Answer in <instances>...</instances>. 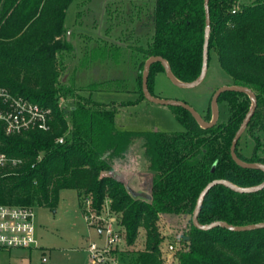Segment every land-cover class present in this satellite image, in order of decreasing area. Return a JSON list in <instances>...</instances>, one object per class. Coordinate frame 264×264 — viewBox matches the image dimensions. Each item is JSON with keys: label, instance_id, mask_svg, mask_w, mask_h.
I'll list each match as a JSON object with an SVG mask.
<instances>
[{"label": "trees", "instance_id": "trees-1", "mask_svg": "<svg viewBox=\"0 0 264 264\" xmlns=\"http://www.w3.org/2000/svg\"><path fill=\"white\" fill-rule=\"evenodd\" d=\"M75 1L88 0H0V87L52 111L49 131L1 136L0 151L22 163L0 170V204L54 209L61 191L76 190L79 198L91 200L97 212L109 202L110 210L121 214L120 226L129 245L136 243L144 228L145 247L135 252L129 264H264V229L202 231L190 220L189 232L181 236L182 245L175 252L176 262L167 263L158 226L161 215L192 217L201 191L214 180L225 179L240 187L264 181L263 171L238 166L230 154L232 140L249 112L250 98L230 91L221 94L219 103L226 105L228 119L210 129L201 128L188 111L176 107L172 109L186 128L183 132L120 127L113 106L78 95L63 82L66 58L74 52L65 19ZM209 6L210 51H215L231 85L250 88L258 100L245 131L254 141L252 153L245 155L240 141L236 153L245 162L264 164V0H210ZM151 19L154 31L146 46L131 48L142 57L136 56L137 102L145 100L142 72L150 57L166 59L183 82L195 81L202 68L204 0H155ZM121 53L119 44L97 45L87 52L82 65L110 59L118 63ZM161 72L158 62L150 68L152 94ZM101 89L104 84L90 86L93 91ZM62 96L74 97V104L61 107ZM137 140L143 141L152 174L150 199L133 196L115 173L116 163ZM215 221L238 226L264 222V189L241 194L215 186L203 202L199 222Z\"/></svg>", "mask_w": 264, "mask_h": 264}, {"label": "rangeland", "instance_id": "rangeland-1", "mask_svg": "<svg viewBox=\"0 0 264 264\" xmlns=\"http://www.w3.org/2000/svg\"><path fill=\"white\" fill-rule=\"evenodd\" d=\"M155 0H88L75 1L65 19L67 39L74 45V52L65 61L62 78L78 95L116 109L117 124L128 130L160 132H183L186 128L178 121L173 109L167 106L138 101L137 63L133 46H146L154 26L151 19ZM115 43L122 46L118 63L113 60L95 61L82 65L87 52L97 45ZM94 84H104L105 89L90 90ZM231 85L230 78L221 69L215 51L209 55L205 80L196 88L182 89L172 84L166 74L159 73L154 81L153 94L160 98L187 102L206 120H211V99L221 87ZM75 102L72 96H62L61 107L68 109ZM219 122H226L228 110L219 103ZM263 137L262 134L256 133ZM254 141L249 133L240 139L241 151L249 156ZM115 173L135 192L150 194L152 174L144 153L143 141H135L127 155L115 165ZM86 199L79 198L76 190H63L58 205L35 206L36 236L39 248L12 249L0 253V264H96L88 252L92 242L99 246L105 243L100 234L104 222L98 220L90 226L84 218ZM98 214L102 215L101 210ZM120 225L121 214H104ZM191 216L161 215L159 230L164 237L163 260L175 263V252L182 245L181 236L189 232ZM96 227V228H95ZM98 228V229H97ZM145 230L141 228L137 241L124 243L109 255L117 264H129L135 252L145 247ZM46 258V261H44Z\"/></svg>", "mask_w": 264, "mask_h": 264}, {"label": "built area", "instance_id": "built-area-1", "mask_svg": "<svg viewBox=\"0 0 264 264\" xmlns=\"http://www.w3.org/2000/svg\"><path fill=\"white\" fill-rule=\"evenodd\" d=\"M51 121L50 108L14 95L8 88L0 87V146L1 136L21 135L34 130L49 131ZM63 141L59 139V143ZM21 163V159L0 151V170L16 167ZM86 205L84 218L90 226L98 220L104 222L99 232L105 235V243L99 246L92 242L87 249L92 261L96 264H117L109 255L112 250L124 243L126 237L119 224L109 216L108 218L104 216L114 214L110 210L109 202L101 209L102 215L93 209L89 198L86 199ZM36 232L35 206L0 204V253L12 249L36 248L38 246Z\"/></svg>", "mask_w": 264, "mask_h": 264}, {"label": "water", "instance_id": "water-1", "mask_svg": "<svg viewBox=\"0 0 264 264\" xmlns=\"http://www.w3.org/2000/svg\"><path fill=\"white\" fill-rule=\"evenodd\" d=\"M210 0H204V10H205V33H204V44H203V56H202V68L201 73L199 77L193 81V82H183L179 80L172 72L171 67L166 59H164L161 56H152L149 59L145 61L143 72H142V92L145 97V100L153 103L158 104L161 106H167V107H176V108H183L186 111H188L197 121L199 126L203 129H210L215 127L219 122V97L221 94L225 92H236V93H243L246 94L251 101V106L249 109V112L246 114L245 118L243 119L242 123L240 124L231 144L230 148V154L233 159V161L240 167L245 169H253V170H261L264 172V164L260 163H250L245 162L239 158V156L236 153L237 145L242 138L243 134L245 133L249 123L251 122L257 106H258V100L255 95V93L246 86H239V85H226L221 88H219L212 96L211 99V109H212V118L211 120H206L198 111H196L191 105H189L187 102L176 100V99H165L160 98L155 95H153L148 86V80H149V74H150V68L154 63H160L163 67L164 73L166 74L167 78L172 82L173 85H175L178 88L182 89H192L198 87L202 82L205 80L208 66H209V55H210V49H209V43H210V37H211V17H210V6H209ZM157 131V130H155ZM215 169V166L213 167V170ZM225 186L229 188L230 190L241 193V194H251V193H257L259 191H262L264 189V181L256 186L252 187H240L228 180L225 179H218L214 180L210 183H208L204 189L201 191L196 207L194 209V212L191 217L192 224L195 228L202 230V231H210L214 228H224L233 232H245V231H254L259 229H264V222L257 223V224H250L246 226H238V225H232L225 221H215L209 224H201L199 222V215L202 209L203 202L210 192L212 188L215 186ZM133 196L140 197L143 199H150V196L147 193L143 192H135L134 190L131 191ZM185 240H189V237H184Z\"/></svg>", "mask_w": 264, "mask_h": 264}, {"label": "crops", "instance_id": "crops-1", "mask_svg": "<svg viewBox=\"0 0 264 264\" xmlns=\"http://www.w3.org/2000/svg\"><path fill=\"white\" fill-rule=\"evenodd\" d=\"M163 73H164V72H163ZM158 74H159V73H158ZM158 74H157V75H158ZM157 75H156V76H157ZM155 78H156V77H155ZM37 239H38V238H37ZM39 246H40V245H39V241H38V246H37L36 248H39Z\"/></svg>", "mask_w": 264, "mask_h": 264}]
</instances>
